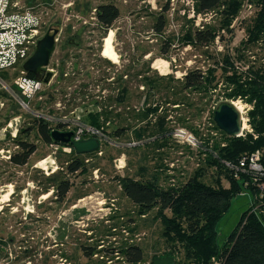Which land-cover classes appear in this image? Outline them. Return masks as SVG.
Masks as SVG:
<instances>
[{
    "label": "rangeland",
    "instance_id": "obj_1",
    "mask_svg": "<svg viewBox=\"0 0 264 264\" xmlns=\"http://www.w3.org/2000/svg\"><path fill=\"white\" fill-rule=\"evenodd\" d=\"M73 2L71 10L68 11L70 17L68 22H64V9L56 10L42 3L38 12L42 18V24L49 14L56 15L54 18L57 21L61 18L60 23L63 26L65 24L71 26L70 34L78 33L83 40L84 49L82 51L72 47L68 48L67 54L64 55L59 47L53 58L59 60L61 70H71L76 73L70 76L65 84L62 83L60 92L65 95L70 92L66 90V87H72L71 104L73 101L76 102L72 105V109L79 108L84 121L86 120L84 114L92 108L91 105H96V101H105L104 96H107L110 91L115 92L116 83L117 86L123 84L129 87L130 105L132 106L133 103V108L136 107L138 111L141 108V101L143 102L146 96L142 99L134 98L132 101V91L133 93L136 91L137 94L143 89L139 80L144 76H139L142 72L147 74L146 71L149 70L150 74L154 72L161 75L174 74L181 80L187 69L206 70L209 65L213 66V57H219L218 53L221 54L220 57L224 53H235V49L240 47L241 42L247 38L242 28L243 23L240 24L255 11L254 6L245 0L239 16L233 21L232 33L221 31L225 38L224 43H220L219 38L215 41L217 49L211 46L209 49L211 55L206 56L202 52L205 49L191 45L186 47L181 44L180 40L185 28L192 26L190 22L193 21L179 13L184 6L180 0H175L174 11L162 10L166 4L169 6V0H154L157 2L156 8L147 0H73ZM103 3H113L120 9L118 19L107 31L96 25L97 21L93 19L94 14L92 13L96 6ZM85 7L88 12L84 11ZM26 12L31 14V10ZM162 13L166 26L159 33L154 26L157 23L156 19ZM54 18L51 22H46L47 25L52 23ZM218 21L219 15L216 14L212 22ZM193 26L197 27L195 22ZM110 30L115 32L113 41L118 53L117 62L105 57L102 52L104 48L102 39L108 36ZM29 38L36 41L35 33L30 31ZM61 38L64 40V37ZM168 39L172 41L171 46H168V43L165 44ZM88 44L92 48L91 51L86 50ZM33 48L29 49L28 57L32 55ZM246 51V55L251 54L250 61L254 60L253 58L258 54V60L255 62L260 64L261 59L259 60L258 56H264V38L256 45H248ZM255 53L256 55H252ZM76 54L79 55L77 58ZM156 59L168 61L165 74L153 66ZM79 69L82 70V75L79 74ZM8 72L12 75L15 69L11 68ZM123 74L127 76L124 77ZM109 77H114L116 83L108 82L106 78ZM77 92L81 94L79 95L81 101L74 100L78 98ZM207 97L203 101L206 105L205 109L200 111L201 115H197L193 109H190L191 106L187 108L186 104L175 113L170 111L172 119H169L166 127H185L182 123L187 118L190 121L188 125L199 130L200 140L203 141L202 136H213L212 134L215 133V129H212V116H214V108H217L219 103L238 102L246 117L249 107L251 108L250 104L240 99H225L220 89ZM67 99L68 97H64L65 101ZM112 100L116 107L120 108L118 111H121L123 108L114 99ZM193 100L195 103L198 101L197 97ZM8 104L7 113L10 115L8 120L16 114L23 115V120L18 126L19 130L34 124L33 114L18 109L14 100H9ZM51 104L49 102V105ZM200 108H203V103L199 104ZM43 111L45 112V109ZM175 114L179 117L178 119H173ZM8 120L0 121V124L4 126L9 123L10 120ZM134 123L138 128L146 124ZM113 125L114 123H111L107 129L110 131ZM2 126H0V208L3 206V213L0 216V235L6 237L7 243H3L6 247L3 249L4 255L0 257V261L2 260L5 264H130L127 258L119 252L120 249H126L132 244L139 245L143 249L144 260L141 264H153L156 258L163 257V254L169 253L170 250L175 251L174 255L177 259L183 258L185 250L182 242L178 239L167 241L163 236L165 227L156 217L158 208L145 215L139 214L137 206L123 194L120 179L140 176L142 180L147 181L156 174L155 178L158 179V183L162 187H168L171 178H174L176 184H180L179 182H184L193 176L198 168H202V171L204 170L202 180L215 185L214 176H217V169L214 166H208L203 145L201 148H191L177 142L172 137L167 145L159 146L152 142L153 139L149 138V135L138 140L139 138L137 139L132 133V128H129L119 138L110 136V144L104 146L102 157L94 156L95 153L88 155V158L92 160L87 164V172L67 173L65 161L70 157L62 154L63 151H59L54 155L59 168L47 174L41 167L45 166V163L40 164L39 162L48 157L50 149L48 144L38 137L37 131L34 129L27 137L30 142L36 144V151L31 155L29 162L24 166H14L9 162V154L15 152L18 146L13 143L12 137L1 132ZM15 126L16 123L13 121L12 131ZM247 127L252 128L251 125ZM217 132L219 135L211 138L220 140V132L216 130ZM122 156L124 159L120 164H125V167L117 169L115 164L118 162L115 160ZM165 159L167 161H164ZM164 165L162 173L160 168ZM95 168H99L98 179L94 177ZM142 168L145 169L142 170ZM63 169L65 176L72 182V188L64 201L56 202L51 188L52 183L47 178ZM166 171L169 174L168 177H166ZM220 177L222 185L227 187L228 180L223 174ZM47 190H50L47 192L48 196H43L47 194L44 193ZM253 198L249 190L234 198L230 210L219 224L221 242L233 232ZM167 212L170 214L169 211ZM10 236L14 238L12 242H9ZM83 245L95 246L96 250H100L99 254L87 260L81 249ZM110 252L112 255L109 254ZM213 258L207 264H216Z\"/></svg>",
    "mask_w": 264,
    "mask_h": 264
},
{
    "label": "trees",
    "instance_id": "obj_2",
    "mask_svg": "<svg viewBox=\"0 0 264 264\" xmlns=\"http://www.w3.org/2000/svg\"><path fill=\"white\" fill-rule=\"evenodd\" d=\"M244 1L197 0V12H215L219 15V21L206 23L203 29L194 27V23L190 22L192 26L185 28L180 40L181 44L205 49L202 51L203 54L210 56L209 49L211 46H215V41L219 38L220 43L225 41L221 31L232 33L233 21L239 16ZM246 1L254 6L255 11L240 24L243 23L242 28L247 38L241 42L240 47L235 49V53H224L221 57V54L218 53L219 57H213V66L212 64L209 65L206 70L201 68L187 69L181 80L174 74H165L168 65L167 60L156 59L153 66L165 75L158 72L150 74L148 73L149 70L146 71L147 74L142 72L139 75H144L139 79L143 89L139 90L137 94L136 91L135 93L132 91V101L134 98L146 97L143 102L141 101V108L138 111L136 107L133 108V103L132 106L130 105L131 92L126 85H116L115 93H111V99H114L123 109L114 114L118 118L116 121H112L114 125L111 130L107 129L108 135L119 138L128 131L127 129L132 128V133L137 139L139 138L138 140L149 135V138L153 139L152 142L159 146L167 145L173 137L175 127H166L169 119H172L169 114L170 111L175 113L187 104V108L191 106L190 109H193L197 115H201L200 111L204 110L206 105L203 101L208 98L207 96L215 93L217 89H220L221 95L225 99H240L251 105L248 117L253 133H247L243 137L230 136L221 130L212 118V129L218 130L222 134V139H213L211 135L202 136L204 142L201 146L203 145L204 150H202L208 159V166H214L217 169V176H214L215 185L205 183L202 180L204 174L202 168H198L193 176L186 181L179 182L180 184L175 182L174 185L170 184L168 187L160 186L158 179L155 178L156 175L147 181L132 177L120 179L123 194L137 206L138 213L145 215L158 208L156 217L161 220L165 227V229L163 228V236L167 241L178 239L182 242L185 250L183 258L177 259L174 250L163 254V257H174L176 264H207L213 257L216 264H264V197L261 196L259 189L261 178L254 172L246 171L241 174L240 178L236 179L225 166L226 161H236L242 155H250L258 151L264 154V56H258L261 63L257 64L255 61L258 60V54H252L256 55L252 61H250L251 54L246 55L248 45H256L258 41L264 38V0ZM168 8L169 6L166 4L162 10L168 11ZM119 15L120 10L113 3H104L96 7L99 25L106 31L111 28ZM156 22L154 28L161 33L166 26L163 13L156 19ZM166 43L168 46L172 45L170 39L166 40ZM215 48L217 49L216 46ZM54 54L52 59H54ZM28 75L35 78L33 73L28 72ZM121 79L122 75L120 76ZM195 97L198 99L196 103L193 100ZM200 102L203 103V108L199 109ZM170 106L172 108H169ZM116 109L118 108L116 107ZM112 113V111L107 110L99 112L95 106L88 109L87 113L84 114L86 120L82 119V121L100 126V116L104 115L106 118H111ZM174 118L178 119L179 117H176L175 114ZM134 122H140V125L146 124L138 128ZM188 123L190 121L185 118L182 125L199 136V130L188 125ZM34 129L37 131L38 137L48 145L54 142L61 144L52 139L51 132L53 130L65 131L61 124L48 123L35 118L32 126L19 130L17 137L12 138L13 143L18 146L17 150L12 152L9 157V162L12 165H26L31 155L36 151V144L27 138L29 132ZM134 129L138 130L134 131ZM7 136L11 137L9 133ZM61 153L70 157L69 160L65 161L67 173L87 172L88 162L86 159L88 155L94 154L78 155L74 149L69 154ZM222 174L228 180L227 187L222 185L220 177ZM166 177L168 176L166 175ZM47 180L52 183L51 188L55 201H64L72 188V182L65 176L64 169L55 172ZM248 190L253 194V201L242 214L233 232L221 242L219 240V224L222 218L230 210L234 198ZM13 239L10 236L9 242H12ZM81 249L87 260L98 255L100 251L96 250L95 246L83 245ZM119 253L125 256L130 264H141L144 260V252L139 245L132 244L126 249H120ZM109 254L112 255L111 252Z\"/></svg>",
    "mask_w": 264,
    "mask_h": 264
},
{
    "label": "built area",
    "instance_id": "obj_3",
    "mask_svg": "<svg viewBox=\"0 0 264 264\" xmlns=\"http://www.w3.org/2000/svg\"><path fill=\"white\" fill-rule=\"evenodd\" d=\"M147 1L153 5L151 0ZM180 1L184 4V6L179 10V13L186 16L187 19L193 21V23L195 22L197 28L199 29H203L206 23L212 22L216 15L215 12H197V0ZM168 4V10L174 11L175 0H169ZM15 8L16 6H14V4H12L9 0H0V121L4 122L5 120H8V117L10 116L7 113V109L9 107L8 102L9 100H14L15 106H17L18 109L30 112L36 119H41L48 123L61 124L63 130L72 131L73 135L71 140L74 142L88 138H97L100 143V147L95 152L94 156L102 157L104 155V146L110 144L111 140L107 133V127L112 123V121L117 120L114 114L120 110V108L116 109V105L112 102V91H110L107 96H104L105 101H99L96 105H91V107L95 105L99 112H103V110L113 112L111 114V118H106V116L101 115V125L97 126L83 122L79 108L75 107L72 109V105L76 102L73 101V104H71L70 97L72 98L73 92H71V86L66 87V90L70 91L67 94L64 95V93L60 92L62 83L64 82L65 84L66 80L76 73L71 70H65L62 72L58 59H53L51 64L47 67V70L53 73L52 80L49 83L46 84L34 77H30L22 65L28 57L29 49L34 47L33 53L36 49L38 40H31L29 35L30 31L31 33H35V38L38 35L36 25L38 24L39 17L32 11V16L29 12L19 14ZM95 11L96 8L93 9L92 13L94 14L93 19L96 20ZM188 46L190 45H187L186 47ZM11 68L15 69V72L12 75L8 72ZM79 74L82 75V70L80 69ZM125 76L127 75H124V77ZM106 80L113 84L116 83L114 77L106 78ZM114 80L115 82H113ZM117 92L118 90L116 93ZM77 95L78 98H74V100L81 101L82 99L79 98V95H81L80 92H77ZM64 97H68L67 101L64 100ZM49 102L52 104L49 105ZM44 109L45 112H42ZM250 109L251 108L249 107V110ZM241 116L243 124V132L241 136L243 137L247 133H253V130L252 128L249 129V127L244 129L245 120H247L248 126H250L248 114L246 117L244 112L241 110ZM9 120V123L1 127V132L4 133V135L6 134V136L10 133L12 138H16L19 130L18 126L23 120V115L19 114L13 116ZM13 121L16 123V126L12 131L11 127ZM212 135L217 137L219 134L218 132L216 133L215 130V133ZM221 135L222 134L219 136L220 139H222ZM173 138H175L177 142L182 143L183 145H188L191 148H200L201 144L204 142L200 140V137L195 132L182 126H176L174 128ZM48 147L50 149V154L46 158V162H44L45 166H41L47 174L49 171L54 172L55 169L59 168L56 164V157L54 156L57 152L63 151L65 153H71L73 150V146L71 144L61 145L55 142L49 144ZM6 157L8 158V155ZM123 159L124 157L122 156L115 160L118 162V164H115L117 169H123L125 167V164H120ZM91 160L92 158H88L86 159V162H90ZM171 165L173 167V164ZM225 166L230 171L231 175L236 179L240 178L241 174L246 171L254 172L259 175L261 178L259 182V189L261 196L264 197V154L262 152L258 151L250 155H242L236 161H226ZM98 171L99 168H95L94 177L96 179L99 178ZM174 183V178H171L170 184L174 185ZM2 213L3 206L0 208V216ZM3 243H7V239L5 236L0 235V257L4 255L3 249L6 247ZM0 264L5 263L1 260Z\"/></svg>",
    "mask_w": 264,
    "mask_h": 264
},
{
    "label": "water",
    "instance_id": "obj_4",
    "mask_svg": "<svg viewBox=\"0 0 264 264\" xmlns=\"http://www.w3.org/2000/svg\"><path fill=\"white\" fill-rule=\"evenodd\" d=\"M59 33L58 26H52L46 34L38 41L36 49L32 56L24 63L26 71L33 73L35 78L44 83H49L53 74L46 71L53 52L55 51L56 38ZM216 125L230 136L238 137L243 132L241 112L230 102L224 101L219 103L214 110L213 116ZM51 137L54 141L68 144L72 143L76 154H90L99 149V141L96 138L71 142L72 132H62L53 130ZM153 264H176V259L170 256L158 257Z\"/></svg>",
    "mask_w": 264,
    "mask_h": 264
},
{
    "label": "flooded vegetation",
    "instance_id": "obj_5",
    "mask_svg": "<svg viewBox=\"0 0 264 264\" xmlns=\"http://www.w3.org/2000/svg\"><path fill=\"white\" fill-rule=\"evenodd\" d=\"M9 1L12 4H14V6H16L15 10L19 14H24L25 11H30V10L32 12L38 14V17H39L38 18V24L36 25L38 35L36 36V40L39 41L52 26H54V27L58 26L59 33H58L57 38H56L54 53L57 51V48H59V47L64 52V55L67 54L68 48H72V47L78 48L79 51H82L84 49V43H83L82 38H80V35L78 33L70 34L71 33V26H69L67 24H65L63 26L60 23L62 21L61 18H59V19L57 18L58 19V21H57L54 18L56 15H50V14L47 16L45 21L43 20L44 23L42 24V18L38 12L42 3L48 7L56 8V10L58 8H61V9H64V14H65V21L64 22H68L70 20V17L68 16L69 15L68 11L71 10V8L74 4L73 0H63V1L62 0H9ZM66 1H67V3H66ZM60 17H62V15ZM52 18H54L55 20L52 23H50L49 25H47L46 22H51ZM95 18L97 21L96 25L100 26L98 19H97V16H96V11H95ZM61 37H64V40ZM38 41H37V44H38ZM86 50H88V51L92 50V48L90 47V44L87 45ZM78 56L79 55L76 54L75 57L77 58Z\"/></svg>",
    "mask_w": 264,
    "mask_h": 264
},
{
    "label": "bare ground",
    "instance_id": "obj_6",
    "mask_svg": "<svg viewBox=\"0 0 264 264\" xmlns=\"http://www.w3.org/2000/svg\"><path fill=\"white\" fill-rule=\"evenodd\" d=\"M115 33V32H114ZM113 30H110V32H109V34H108V36L105 38V40H104V48H103V50H102V52H103V55L105 56V57H107V58H109V59H111L112 61H115V62H117V60H118V53L116 52V50H115V48H114V41H113ZM54 53V52H53ZM33 54V53H32ZM53 55V54H52ZM32 56V55H31ZM31 56H29V57H27L26 59H25V61H24V63L26 62V60L27 59H29ZM51 59H52V57H51ZM24 63H23V68H24ZM51 64V60H50V63H49V65ZM48 65V66H49ZM47 66V67H48ZM47 67L45 68V70L46 71H49V70H47ZM24 70H25V68H24ZM26 71V70H25ZM27 73H28V71H26ZM51 72V71H50ZM30 73V72H29ZM53 74V73H52ZM53 77V76H52ZM52 79V78H51ZM38 80V79H37ZM41 81V80H40ZM232 104L233 105H235L236 106V108L241 112V110H242V107H241V105L240 104H238V102H232ZM216 109V108H215ZM248 125H247V120H245V122H244V129H246V128H248L247 127ZM62 132H65V131H62ZM68 132H72V131H68ZM72 135H73V132H72ZM72 138V137H71ZM88 139H90V138H88ZM97 139V138H96ZM84 140H86V139H84ZM71 142H74V141H72L71 140ZM68 144H71L72 145V143H68ZM100 144V143H99ZM73 146V145H72ZM100 147V146H99ZM73 149H74V147H73ZM96 152V151H95ZM95 152H93V153H95ZM76 153V152H75ZM90 154H92V153H90ZM44 162H46V158H44V159H42V160H40V164H42V163H44ZM48 194L49 193H47V194H45V195H43V196H48ZM9 196V195H8ZM46 196V197H47Z\"/></svg>",
    "mask_w": 264,
    "mask_h": 264
},
{
    "label": "crops",
    "instance_id": "obj_7",
    "mask_svg": "<svg viewBox=\"0 0 264 264\" xmlns=\"http://www.w3.org/2000/svg\"><path fill=\"white\" fill-rule=\"evenodd\" d=\"M151 2H153V7H157V2H154V0H151ZM119 8V7H118ZM120 10V9H119ZM84 11L85 12H88L87 10H86V7L84 8ZM103 41H104V37H103V39H102ZM141 87H143V85L141 86ZM164 161H167L166 159L164 160ZM163 165V164H162ZM163 167H165V165L164 166H162L160 169H161V171H162V173H163V171H164V169H163ZM145 168H142V170H144ZM167 170V169H166ZM156 172H158V170L156 171ZM161 174V173H160ZM166 174H167V176L169 175L168 174V172L166 171ZM156 174H154L153 176H155ZM134 179H141V177L140 176H136V177H134ZM160 186H161V184H159Z\"/></svg>",
    "mask_w": 264,
    "mask_h": 264
}]
</instances>
